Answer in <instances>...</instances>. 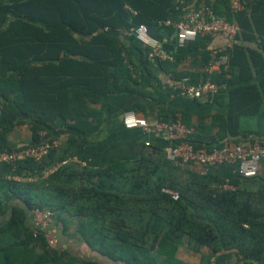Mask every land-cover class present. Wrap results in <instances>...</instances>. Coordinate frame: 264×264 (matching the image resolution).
<instances>
[{
  "label": "trees",
  "instance_id": "trees-1",
  "mask_svg": "<svg viewBox=\"0 0 264 264\" xmlns=\"http://www.w3.org/2000/svg\"><path fill=\"white\" fill-rule=\"evenodd\" d=\"M183 1L194 6L203 1L214 15L236 22L240 29L229 59L230 78H213L226 89L205 100L220 103L228 94V112L213 115L209 125L200 118L192 135L195 147L264 144V138L248 136H256L259 128L247 131L241 124L243 116L257 115L252 110L261 96L253 85H235L249 76L246 52L253 58L264 53V0H247L246 9L236 14L228 0ZM182 10L179 0H0V151L53 140L47 129L58 119L68 129L87 134L104 112L119 116L143 111L141 103L127 104L137 84L129 67L134 63L112 31L143 24L159 39L157 23L177 18ZM256 36L257 49L243 44L255 42ZM210 42V37H197L187 45L206 63ZM139 50L153 77L147 50ZM174 62L160 66L171 72ZM21 125L29 128L31 143L12 148L7 135ZM165 144H151L137 160L103 169L61 164L64 159L56 157L55 147L40 163L16 161L13 168L20 173L15 179L0 175V264H102L56 249L45 231L29 223L35 209L50 211L64 230H73L112 263L182 264L175 252L186 240L194 252L209 250L200 264L234 259L235 264H264V175L244 179L236 165L200 175L189 165L168 162L162 152ZM224 184L234 189H224ZM170 191L178 194L177 200Z\"/></svg>",
  "mask_w": 264,
  "mask_h": 264
},
{
  "label": "crops",
  "instance_id": "crops-1",
  "mask_svg": "<svg viewBox=\"0 0 264 264\" xmlns=\"http://www.w3.org/2000/svg\"><path fill=\"white\" fill-rule=\"evenodd\" d=\"M210 1L215 2L216 0ZM247 12L249 13V9H247ZM177 20L178 17L170 19L172 23H175ZM164 22L157 23V27L160 30V37L157 39L159 48L163 54L172 56L175 62L172 67L173 71L171 72H164L160 66L161 62L168 61L153 63V77L148 75L141 61L139 49L143 51L146 49H143L135 39L132 30L112 31L122 39L126 50L125 55L130 57L134 63V66L129 67L137 84L132 85L134 92L128 94L127 104H143L144 110L136 111L135 114L144 118L149 124L161 121L169 122L172 117L180 116L182 122L184 121L183 123L191 127L195 132V127L200 118H203L205 124L209 125L213 115L226 114L228 112L229 95L226 94L224 99H220V103H209L205 100L196 101L176 95L172 90V86L183 76L188 77L193 82H200L205 79L203 72L205 63L196 49L190 48L188 45L179 48L175 41L174 27L171 25L167 26ZM224 43L225 40L223 38L214 37L211 38L208 48L214 50L223 46ZM259 43L260 38L256 36L255 42H244L243 44L253 50L257 49ZM246 60L249 66L248 74L250 77L242 79V81L235 85L238 87L253 85L261 96V101L252 110L257 115L252 117L243 116L241 124L247 131L259 128L260 133L256 134V136L254 133L247 132L248 136L264 138V95L261 90V83L264 81V53L253 58V56H249L246 52ZM233 72L238 75V68H234ZM89 108L98 110L99 106L89 105ZM173 114L174 116H172ZM122 116H113L104 112L95 128L87 134L79 133L73 129L70 130L65 126L63 120H56L47 129V134L56 143V157H62L64 160H69V162L83 167L103 169L113 162H132L137 160L148 150L144 146L145 141H150L153 146H161V139L157 135L149 134L142 129L125 128L122 124ZM162 118L168 120H161ZM7 141L8 145L12 148L28 146L31 143V132L26 125L17 126L8 133ZM186 167L194 171H198L199 169L194 165ZM19 173V170L0 162V175L15 179ZM46 175L45 173L41 176ZM260 175H264V163L262 164ZM28 217L29 223L33 227H36L32 212L29 213ZM43 231H45L47 240L59 251H66L77 259H91L99 261L102 264L110 262L101 257L96 250L89 247L73 230H64L62 223L55 218L43 228ZM208 255L209 250L206 247L200 248L198 252L192 251L186 240H183L178 245L175 252V256L182 264H200L203 256ZM234 260L233 262H235ZM233 262L229 264H235ZM109 264L123 263L110 262Z\"/></svg>",
  "mask_w": 264,
  "mask_h": 264
},
{
  "label": "built area",
  "instance_id": "built-area-1",
  "mask_svg": "<svg viewBox=\"0 0 264 264\" xmlns=\"http://www.w3.org/2000/svg\"><path fill=\"white\" fill-rule=\"evenodd\" d=\"M179 3L183 5V10L179 14L178 20L175 23L170 20L164 22L165 25L174 27L175 41L179 48L195 41L197 37H221L225 40L223 46L211 51L209 60L203 68L205 79L193 82L184 76L172 86V90L177 96L193 100H207L226 89L224 82H216L213 78L217 75L226 79L230 78L229 59L240 29L236 22H229L221 16L214 15L203 1L199 6L187 4L183 0H179ZM228 5L230 12L236 14L246 9L247 0H228ZM132 33L141 47L148 51L147 59L150 62H173L172 56L165 55L160 51L158 40L150 36L145 25H139L132 30ZM122 124L127 129H142L149 134L157 135L166 142L162 152L168 162L176 165L197 166L199 168L197 172L200 175H206L211 169H217L223 165H236V171L240 177L251 179L260 174L264 163V144L258 141L238 144L226 143L222 147L212 149L195 147L192 138L194 130L186 126L180 116H176L169 122L161 121L149 124L135 112L129 111L123 114ZM55 145L54 140H44L37 145L21 150L0 151V162L12 168L16 161L23 158H31L40 163ZM150 145V141H145V147ZM67 162L69 160H64L61 164ZM223 188L234 189L229 184H224ZM169 193L172 200L178 199L176 192L170 191ZM32 215L35 226L41 230L53 219L52 213L48 210L35 209L32 211ZM238 264L247 263L239 262Z\"/></svg>",
  "mask_w": 264,
  "mask_h": 264
}]
</instances>
